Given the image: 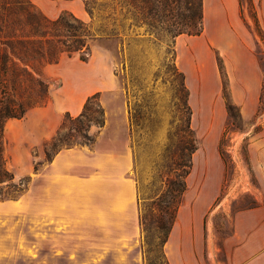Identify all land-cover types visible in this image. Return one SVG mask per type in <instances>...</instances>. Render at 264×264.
Wrapping results in <instances>:
<instances>
[{
    "label": "rangeland",
    "instance_id": "1",
    "mask_svg": "<svg viewBox=\"0 0 264 264\" xmlns=\"http://www.w3.org/2000/svg\"><path fill=\"white\" fill-rule=\"evenodd\" d=\"M31 1L56 18L63 11L73 13L90 25L95 37L86 61L78 54H63L58 63L43 69L51 91L46 106L33 108L24 119H11L6 125L8 166L16 180L30 177L33 195L24 204L26 194L10 198L9 187L0 184V264H38L39 240L44 242L54 232L52 222L39 217L36 208L38 176L49 163L44 145L67 114L81 113L83 106H76L85 93L83 104L99 92L105 110L109 103L112 109L129 113L139 215L157 214L154 201L174 175L180 148L188 139L181 130L184 111L175 96L178 80L170 74L173 64L185 77L196 149L187 189L164 246L166 257L170 264H247L250 257L239 246L264 228V26L258 17L261 30L256 29L248 2L203 0V32L182 34L173 47L166 36L150 30L147 10L140 3L90 0V14L87 0ZM253 4L258 16L259 4ZM88 86L93 89L90 94ZM227 99L242 116V130L224 136L228 166L219 152L229 120ZM132 114L137 116L134 121ZM92 132L97 129L93 127ZM139 244L140 252L131 250L129 257L138 255L143 264H163L158 239L144 245L142 226Z\"/></svg>",
    "mask_w": 264,
    "mask_h": 264
},
{
    "label": "trees",
    "instance_id": "2",
    "mask_svg": "<svg viewBox=\"0 0 264 264\" xmlns=\"http://www.w3.org/2000/svg\"><path fill=\"white\" fill-rule=\"evenodd\" d=\"M89 1L86 2L87 11L92 14L93 7ZM246 1L253 9L252 16L259 31L261 28L253 0ZM129 3L143 4L147 10L150 30L166 36L173 47L180 35L198 36L204 30L203 0H129ZM94 37L90 25L69 11H63L57 18L51 19L31 0H0V184L9 187L6 194L10 198H20L29 190L30 177L16 180V174L8 166L5 146L8 121L23 119L31 109L46 106L51 100V91L43 76V69L49 64L58 63L63 54H78L81 60L86 61L91 55L90 42ZM220 68L226 79L223 64H220ZM170 74L174 80H178L175 96L178 106L184 111V126L181 130L186 132L188 139L184 140L180 148V160L173 167L174 175L167 179L165 189L154 201L157 214L139 216L144 245H150L153 239H158L163 264H170L164 246L169 240L187 189L186 177L196 149L190 126L192 111L184 74L175 64ZM223 91L229 92L227 82H224ZM226 105L229 120L219 142V152L228 166L224 157V136L228 131L242 130V116L231 99H227ZM131 116L133 121L137 117L133 114ZM105 119L106 113L99 100V92L88 96L81 113L74 117L67 114L56 133L45 143L44 153L48 162L62 149L92 144L96 139L92 128L99 131ZM34 170L39 169L35 166Z\"/></svg>",
    "mask_w": 264,
    "mask_h": 264
},
{
    "label": "crops",
    "instance_id": "3",
    "mask_svg": "<svg viewBox=\"0 0 264 264\" xmlns=\"http://www.w3.org/2000/svg\"><path fill=\"white\" fill-rule=\"evenodd\" d=\"M253 1L259 4L264 26V0ZM45 14L51 19L57 16ZM91 92L88 86L87 93ZM105 108V124L95 141L62 149L38 176L37 213L52 222L54 231L44 242L39 240L38 264H108L110 258L112 264H143L140 256H128L131 250L140 252L141 238L129 113L112 109L109 103ZM25 194L24 204L30 203L33 190ZM239 250L250 257L247 264H264V228L254 231Z\"/></svg>",
    "mask_w": 264,
    "mask_h": 264
}]
</instances>
